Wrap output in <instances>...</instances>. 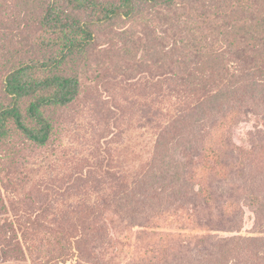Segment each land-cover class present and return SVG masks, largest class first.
Segmentation results:
<instances>
[{"label":"rangeland","instance_id":"obj_1","mask_svg":"<svg viewBox=\"0 0 264 264\" xmlns=\"http://www.w3.org/2000/svg\"><path fill=\"white\" fill-rule=\"evenodd\" d=\"M236 1L227 28L264 20V0H240L248 14ZM13 6L0 68L31 51ZM160 16L138 3L134 18L96 26L63 67L78 98L44 111L48 144L20 133L0 144V264H248L250 253L264 264V92L240 115L198 116L214 91L171 82L180 58L166 51L179 35Z\"/></svg>","mask_w":264,"mask_h":264},{"label":"trees","instance_id":"obj_2","mask_svg":"<svg viewBox=\"0 0 264 264\" xmlns=\"http://www.w3.org/2000/svg\"><path fill=\"white\" fill-rule=\"evenodd\" d=\"M207 1L0 0V19L13 18L15 13L10 8L16 6L21 21L16 20L21 27L16 33L21 30V35H27L20 43L29 42L31 49L24 54L27 60L14 61L17 58L13 56L11 63L1 64L0 70L5 73L0 76V144L14 133L39 147L48 144L53 124L45 109L68 106L80 94L79 78L64 73L63 67L90 49L96 40V26L134 18L138 3L155 6L161 20L178 30L179 36L174 35L166 51V57L178 54L180 58L174 61L179 72L171 82L188 91H214L197 108L198 116H206L216 108L224 116H237L256 106L252 95L264 92V20L254 26L246 17V26H238L239 20H235V26L227 28L230 0H210L211 4ZM243 3L236 1L232 10L248 14L251 5ZM156 13L147 16V30L153 26ZM181 35L185 37L181 39ZM227 59H231L230 69L223 66ZM163 66L167 68L166 62ZM23 104H27L25 109ZM251 250L245 248L247 252ZM244 257L251 264L257 256L250 253Z\"/></svg>","mask_w":264,"mask_h":264}]
</instances>
